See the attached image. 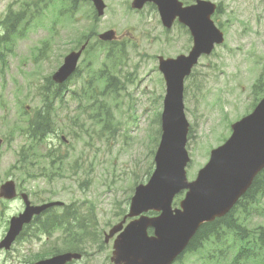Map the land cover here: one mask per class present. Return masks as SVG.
<instances>
[{
    "label": "rangeland",
    "instance_id": "rangeland-1",
    "mask_svg": "<svg viewBox=\"0 0 264 264\" xmlns=\"http://www.w3.org/2000/svg\"><path fill=\"white\" fill-rule=\"evenodd\" d=\"M104 1V14L96 16L92 4L85 0H0V36L9 12H23L27 17L23 33L19 29L0 47L5 104L0 106V135L8 139L6 145H0V181L14 179L33 202L43 197L62 200L64 204H82V211L89 210L100 233L121 220L134 185L145 182L153 168L158 121L152 115L160 111L165 90L157 69L158 56H176L191 47L187 30L179 25L166 30L151 3L134 10L130 8L131 0ZM192 1L186 0V4ZM212 1L220 11L217 9L211 19L224 40L211 54L199 58L184 82V107L190 123V160L186 168L189 179L208 160L209 150L227 138L230 124L253 108L261 93H254L252 86L257 80L264 82V0ZM71 2L75 8L66 13L73 6ZM108 28L115 29L117 39L99 41L97 34ZM87 35L92 49L81 56L80 76L68 80L64 100L56 103L53 132L37 147L38 154L50 151L54 158L52 168L48 167L49 176L29 178L31 168L24 174L26 167L17 170L13 166L18 164L17 152L24 142L18 136L16 113L24 122L30 115L26 111L33 112L40 106L39 85L44 77L51 75L63 56ZM43 41L47 47L39 51ZM49 47L54 48L53 54L48 55ZM40 53L46 57H38V61ZM102 70L118 78L115 93L113 88L104 90L107 76L91 77ZM14 88L19 93L13 104L9 93ZM61 136L64 140H60ZM39 161L49 163L46 158ZM24 180L33 186L25 187ZM37 190L42 194H35ZM181 198L182 193L174 203ZM18 209L16 202L5 203V217L8 219ZM56 210L62 212L61 207ZM235 215L243 217L240 209ZM244 215L247 230L264 226V195L255 204L246 205ZM5 227L0 224V234ZM73 231L81 232L77 226ZM32 234L24 235L9 254H0V264H32L31 260L45 255L49 247L38 249ZM59 235L54 230L49 245ZM222 236L203 244L200 250L185 252L177 264H261L259 256L236 259V245L230 244V239L216 245L224 239ZM64 238L63 235L62 241ZM102 239L103 236L100 242ZM100 242L87 244L89 264H110L112 242L99 249Z\"/></svg>",
    "mask_w": 264,
    "mask_h": 264
},
{
    "label": "water",
    "instance_id": "water-1",
    "mask_svg": "<svg viewBox=\"0 0 264 264\" xmlns=\"http://www.w3.org/2000/svg\"><path fill=\"white\" fill-rule=\"evenodd\" d=\"M92 1L97 14L101 15L104 3L102 0ZM146 1L157 5L161 21L167 28L175 17L187 25L193 37V47L188 56L160 59L159 67L167 82V94L161 115L162 134L154 157L156 167L147 184L135 187L128 216H140L114 240L111 260L116 264H170L199 225L227 212L264 167L263 97L250 114L232 124V134L211 152L210 160L199 170L196 179L186 181L184 166L188 157L184 146L188 123L183 113L182 80L200 53L210 52L214 43L222 41V34L210 20L215 5L209 1L196 0L194 4L183 7L178 0H134L132 7L141 8ZM113 36L111 30L99 35L102 39ZM83 48L64 58V63L53 75L55 81L65 80L74 71ZM183 188L187 191L180 201V208L172 209L173 196ZM0 193L11 197V183L2 185ZM33 208L29 207L23 214L12 218L0 245H9L23 223L30 220L35 211ZM150 209L160 211V214L154 217L141 214ZM148 226L154 228V235L148 236ZM120 229L121 224L114 226L106 238ZM72 257L79 258L80 255L64 253L43 260L41 264H61Z\"/></svg>",
    "mask_w": 264,
    "mask_h": 264
},
{
    "label": "trees",
    "instance_id": "trees-1",
    "mask_svg": "<svg viewBox=\"0 0 264 264\" xmlns=\"http://www.w3.org/2000/svg\"><path fill=\"white\" fill-rule=\"evenodd\" d=\"M20 18L22 20V15L20 16ZM18 22H19V20L16 19L11 23L12 29H14L16 27ZM63 86H64V84L58 85V87H56L53 90V95L59 96L61 94V89ZM50 126H51L50 117L47 116L44 111H42L41 113L37 114V116L35 117V119L33 120L32 124L30 126L31 135L33 137L39 136L41 133L48 131L50 129ZM263 194H264V170L255 177V179L253 180V183L250 186V188L248 189L247 193L240 199L239 202L242 201L245 203H255L257 201L258 197L263 195ZM53 217L57 218L58 216L53 215ZM63 217H64V215H60V218H63ZM220 221L226 227H228L230 229L233 228V225L231 224L229 217L221 219ZM214 226L215 225L205 224L201 228H199L200 230L192 238L191 246H193L196 243L197 239L200 238V235L203 236L206 233V231L209 229H211V231H212L214 229ZM251 235L255 236V238H256V243L252 242L255 245V247H260L264 250V226L251 230ZM71 236H70V239H71ZM84 244H85L84 239L81 238L80 247L77 249H83ZM246 250H248V248Z\"/></svg>",
    "mask_w": 264,
    "mask_h": 264
},
{
    "label": "flooded vegetation",
    "instance_id": "flooded-vegetation-1",
    "mask_svg": "<svg viewBox=\"0 0 264 264\" xmlns=\"http://www.w3.org/2000/svg\"><path fill=\"white\" fill-rule=\"evenodd\" d=\"M14 201L19 204V209L17 211V212H19L23 208V198H22L21 193L17 194L15 196V198L11 199V200H6V199L0 197V224H6L8 221V219L5 217V213H4L5 203L14 202ZM0 254L5 255V254H9V252L0 249ZM2 261H3V259H0V263Z\"/></svg>",
    "mask_w": 264,
    "mask_h": 264
},
{
    "label": "bare ground",
    "instance_id": "bare-ground-1",
    "mask_svg": "<svg viewBox=\"0 0 264 264\" xmlns=\"http://www.w3.org/2000/svg\"><path fill=\"white\" fill-rule=\"evenodd\" d=\"M11 87V86H10ZM189 253V252H188ZM191 253V252H190Z\"/></svg>",
    "mask_w": 264,
    "mask_h": 264
}]
</instances>
